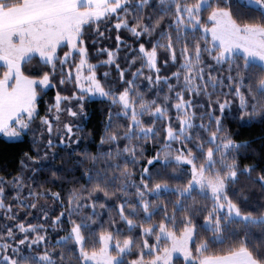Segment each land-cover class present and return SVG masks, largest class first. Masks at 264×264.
<instances>
[{
  "label": "snow or ice",
  "instance_id": "6c2138e0",
  "mask_svg": "<svg viewBox=\"0 0 264 264\" xmlns=\"http://www.w3.org/2000/svg\"><path fill=\"white\" fill-rule=\"evenodd\" d=\"M8 141L0 264H264V0H0Z\"/></svg>",
  "mask_w": 264,
  "mask_h": 264
},
{
  "label": "trees",
  "instance_id": "16d2710c",
  "mask_svg": "<svg viewBox=\"0 0 264 264\" xmlns=\"http://www.w3.org/2000/svg\"><path fill=\"white\" fill-rule=\"evenodd\" d=\"M100 119H102V117L100 116L97 108L92 124L98 125ZM15 143L17 142H0V175L4 173H8L9 175L15 174V169L18 167L17 157L19 153V149L15 147ZM258 194L259 193L257 192L256 195Z\"/></svg>",
  "mask_w": 264,
  "mask_h": 264
}]
</instances>
